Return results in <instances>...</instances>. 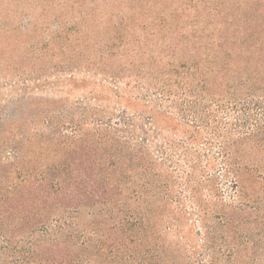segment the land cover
<instances>
[{"label": "rangeland", "instance_id": "rangeland-1", "mask_svg": "<svg viewBox=\"0 0 264 264\" xmlns=\"http://www.w3.org/2000/svg\"><path fill=\"white\" fill-rule=\"evenodd\" d=\"M259 15L264 0H0V196L55 175L65 187L114 178L124 199L79 209L65 201L71 230L50 236L22 238L0 219V264H264V175L254 171L264 154L241 157L235 188L221 154L222 139L240 144L234 115L202 97L185 112L195 98L181 87L164 97L157 85L191 80L190 57L173 51L179 39L186 48L192 35ZM172 62L187 66L172 83L150 71ZM117 149L142 155L150 171L136 161L130 170ZM151 207L158 215L133 235L139 245L116 252L117 211Z\"/></svg>", "mask_w": 264, "mask_h": 264}, {"label": "trees", "instance_id": "trees-1", "mask_svg": "<svg viewBox=\"0 0 264 264\" xmlns=\"http://www.w3.org/2000/svg\"><path fill=\"white\" fill-rule=\"evenodd\" d=\"M239 23L241 25L235 26L236 28H233L236 24L230 23L225 32L221 30L218 34L213 33L200 37L192 35L189 38L190 45H187L186 48H181L184 43H181L180 39L178 40L177 46H173V51L180 50L179 53L190 57L188 70H192V74L190 75L191 80L185 81L184 84L178 80L177 88V83H172L171 75L178 76V67L186 69L185 62L180 65L172 62L166 66L161 65L159 70H150L160 73V75L164 73L167 81L172 83L167 84L164 78L158 80L157 85L161 84L158 89L160 95L171 97L176 95L175 89L181 87L184 94L195 98L190 105L187 104V108H184L185 112H191L198 108L197 102L202 97L204 100L207 98L208 101L213 99L219 103L218 105L223 104L227 112L234 115L238 129V132H235L239 136L240 144L234 147L233 144H228L226 139H222L221 154L225 161L223 163L224 175L232 180L235 188L243 183L245 173L241 157L249 155L248 151H252L253 154L256 152L264 154V15L254 16L250 19L245 18ZM246 24L250 27L245 32H240V26ZM209 64L211 68L208 67ZM166 68L169 72L172 70L171 74H165L167 73L164 72ZM194 83L197 84L196 87L193 86ZM201 94L204 95L201 96ZM107 153L109 152L107 151ZM113 153L115 159L127 160L125 162L127 165L125 163L123 165L128 166L130 170L135 164L133 161H136L138 162L135 165L138 166L137 168L142 166L144 173L150 171L149 169L144 170V165L140 161L144 159L142 155L139 157L134 153L127 154L120 150L118 152V149ZM108 156L112 157V155ZM72 164L75 165L74 162ZM112 165L113 163L109 166ZM59 168L54 170L58 172ZM254 171L262 172L264 175V165ZM149 174H152V170ZM64 183L59 176L55 175L36 181L24 178L20 189L16 186L9 193L0 196V219L3 225L6 227V222L13 220L15 222L13 225L17 227L15 229L18 230V235H21L22 238L25 236L31 238L39 233L50 236L52 227L71 230V226L63 222L64 212L62 210L66 211L67 209L65 201H70L75 209L88 203L105 205L109 202L116 205L121 200L124 202L121 186L114 178L105 177L102 181H97L79 177L77 181L66 187ZM70 187H74L73 191L66 192V189ZM259 201L257 198L253 200V203ZM140 205L149 208L152 204L148 198H144ZM247 207L245 203H242L239 211L244 213ZM157 209L151 207L149 212L143 216L138 210L127 213L117 211V219H119L117 220V229L114 228L115 238L109 237L110 240L114 239L112 246L116 252L127 248L131 249L133 245H139L133 235L138 234L142 226L150 223L158 215ZM256 211L259 213L260 210ZM256 218L264 220L259 215H256ZM226 220L223 224L228 223ZM229 220L231 221V219ZM261 232L264 233V224ZM4 233L6 234V232ZM10 233H12V237L15 235L13 230ZM7 235H3V237L8 238ZM262 239L264 240V235H262ZM56 241L61 242V238ZM130 257L135 256L131 253ZM233 257L234 254L229 258V262H238Z\"/></svg>", "mask_w": 264, "mask_h": 264}]
</instances>
